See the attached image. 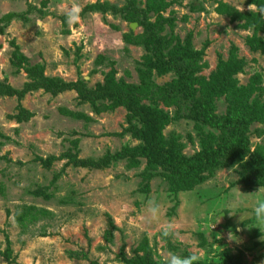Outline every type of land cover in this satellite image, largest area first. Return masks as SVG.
Here are the masks:
<instances>
[{
	"label": "rangeland",
	"instance_id": "374dc122",
	"mask_svg": "<svg viewBox=\"0 0 264 264\" xmlns=\"http://www.w3.org/2000/svg\"><path fill=\"white\" fill-rule=\"evenodd\" d=\"M262 9L264 0H0V264H163L170 252L264 264V223L250 215L264 186ZM165 38L200 67L210 101L195 103L208 118H182L180 101L157 94L124 95L148 54L159 59L153 84L180 82ZM33 71L49 86L31 89ZM224 73L233 87L216 85ZM242 105L250 115L231 122Z\"/></svg>",
	"mask_w": 264,
	"mask_h": 264
},
{
	"label": "trees",
	"instance_id": "16d2710c",
	"mask_svg": "<svg viewBox=\"0 0 264 264\" xmlns=\"http://www.w3.org/2000/svg\"><path fill=\"white\" fill-rule=\"evenodd\" d=\"M0 32H3V28H0ZM149 37L150 36L148 35L144 37L145 44L149 40ZM163 40H164L163 41L164 43L162 44L165 50L169 52L168 53L169 56H167V59L169 58L171 60L172 66L182 74L180 82H176L171 86L169 85L170 86L169 88L167 87L160 88V87H157L155 84H153L154 83L152 79L153 72L155 71V69L158 68L157 62L159 61V59H157L156 57L154 63H151L150 61L152 60V56L148 54V56L145 59L146 64L144 65V66H147L148 68L141 70L139 73L140 80H141L140 85L123 86L125 87L123 88L125 92L124 95H128L129 97L133 96L137 99L138 98L143 99L145 97H148L151 94H155V95L157 94L158 97L162 100L180 101L181 106L179 108L178 115L181 116L182 118H188L190 120H193L194 122L195 121L197 122L201 119L208 118L206 115H208L209 113H207L206 111H203V109H205L206 107L197 106V104L195 103L199 101L200 99L205 100V101H210V95H209V92H207L205 89V83L202 82L201 78H197L196 76L198 71L200 70V67L197 66V64H195L191 58L185 55V51L182 50L180 47L173 49L170 45V43L173 42L172 40H169L167 38ZM146 46L149 51L153 50V48H149V45H146ZM160 46L159 45L154 46V49L156 48L155 51H157L156 56H157V53L159 54L158 51L160 50H158L157 48H160ZM168 68L170 70L171 67H168ZM219 77H220V74H219ZM30 78L33 80V83H32L33 85L31 84L29 85V87H31V89L33 90L49 86L50 81H47V80H43V82L38 83L39 77L37 76L36 71H33V73L30 74ZM217 81L218 82L216 85L219 87L225 86V87L231 88L234 86L233 75L231 73L222 74L221 77ZM54 83L55 82L51 80V84L53 85ZM196 85H198L199 88H195ZM68 87L73 88L72 85H69ZM62 88H65V86H62L60 89ZM23 95L24 94H22V96ZM183 107L186 108V110ZM240 108L241 109L234 108V114H233V118L231 122H233L235 118L237 117L242 119L243 115L244 117H246V115L249 114L245 112L246 109L243 107V105ZM159 115L160 113L157 112V115L155 114L154 117L157 116V120H158ZM209 119H212L216 123L222 122L220 118L218 117H215V118L210 117ZM160 125L163 126V123H161ZM225 152L226 151L220 153V161L227 160L226 158L227 155L225 154ZM254 159L256 158L254 157ZM263 172L264 171H262V174Z\"/></svg>",
	"mask_w": 264,
	"mask_h": 264
},
{
	"label": "clouds",
	"instance_id": "9594fccd",
	"mask_svg": "<svg viewBox=\"0 0 264 264\" xmlns=\"http://www.w3.org/2000/svg\"><path fill=\"white\" fill-rule=\"evenodd\" d=\"M264 11V9H262ZM79 19V9L77 7H73L72 10L69 12L67 17V22L69 24L74 23ZM256 199L251 201L252 211L250 213L256 219L258 224L264 223V186H261L255 194ZM232 209H236L239 207L238 204L233 203L230 206ZM145 209L147 212L148 217L156 221L159 219L161 215V206L160 204L154 200L149 198L146 201ZM123 211H127V205H124ZM237 214H240L237 212ZM236 215V214H235ZM242 215V214H241ZM144 217H141L143 219ZM172 225H168L162 231V237L168 238L173 234L171 231ZM163 264H201L200 256L198 254H188V255H179L175 252H170L167 257L163 260Z\"/></svg>",
	"mask_w": 264,
	"mask_h": 264
}]
</instances>
